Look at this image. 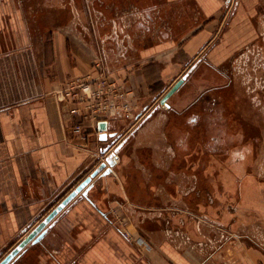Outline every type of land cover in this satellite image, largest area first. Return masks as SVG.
<instances>
[{
    "label": "crops",
    "instance_id": "0c3cea01",
    "mask_svg": "<svg viewBox=\"0 0 264 264\" xmlns=\"http://www.w3.org/2000/svg\"><path fill=\"white\" fill-rule=\"evenodd\" d=\"M260 1L0 0V258L95 168L104 145L126 138L112 173L91 179L88 196L97 207L78 193L41 240L8 264H219L216 254L229 260L233 253L239 264H264V252L245 245H229L228 253L204 247L199 196L192 193L197 201L184 208L189 193L178 173L164 171L177 156L163 154L172 146L158 134L189 131L178 124L190 103L180 88L223 67L233 46L257 28ZM197 58V71L158 107L159 95ZM97 59L132 87L135 115L144 109L147 116L132 131L127 118L107 120L105 133L116 135L105 141L87 121L88 138L81 140L71 131L78 117L53 91ZM167 115L173 118L162 119ZM184 140H171L173 148ZM221 210L207 203L202 212L215 219Z\"/></svg>",
    "mask_w": 264,
    "mask_h": 264
},
{
    "label": "flooded vegetation",
    "instance_id": "af4514ba",
    "mask_svg": "<svg viewBox=\"0 0 264 264\" xmlns=\"http://www.w3.org/2000/svg\"><path fill=\"white\" fill-rule=\"evenodd\" d=\"M259 6L264 11V0ZM254 22L257 28L230 51L223 75L220 67H213L219 77H198L193 90L183 95L190 103L181 116L191 127L181 132L185 140L178 152L184 166L195 148L192 177L197 194L204 190L211 196L208 203L217 206V196L230 201L234 197L235 202L264 214V160H259L264 152V12ZM200 60L184 73L197 71ZM188 132L193 136L190 144Z\"/></svg>",
    "mask_w": 264,
    "mask_h": 264
},
{
    "label": "rangeland",
    "instance_id": "374dc122",
    "mask_svg": "<svg viewBox=\"0 0 264 264\" xmlns=\"http://www.w3.org/2000/svg\"><path fill=\"white\" fill-rule=\"evenodd\" d=\"M220 71L222 72L220 73V75L221 74L223 75L224 66L220 68ZM210 74L214 77H219V74L215 73L212 69L210 70ZM221 82L222 81L219 80L216 83L220 84ZM182 87L180 89L181 91H183V93H185L186 91L193 90L191 83L189 84L186 82L184 86ZM162 94L163 93H161V95ZM188 102H190V100ZM152 109H154V107ZM143 110L144 109L139 110L140 116L138 114L136 117L134 116L132 118H127V120L125 119V121H123L124 123L127 124L126 128H129L131 129L130 131H132V130H135L136 127H138L141 123H143V120L145 119V116L147 113V112H144ZM172 118L173 117L170 115L162 117V119H165V120H171ZM123 122H119V123H123ZM178 124L181 126V128L184 127L187 129L191 127V125L188 124L185 116H181L180 123ZM127 134L129 133L126 132V135ZM158 134L160 136V139L165 140V142H169L168 144L172 146V147L167 146L166 148H164L163 154L164 155L166 154V156L168 155L169 157H171L173 156V153L175 152L174 154H176L177 156L173 158H168L166 160L164 171L168 172L169 174L175 173L174 175L178 173V183L182 187V190L184 191L185 194L189 193L184 196V200H185L184 208L191 209L190 206L193 203H195V201H197V197L192 196V193L197 194V190H198L197 189L198 186L196 185L195 180L192 177L193 170L191 169V166H192L191 159L193 158V155H194L193 153L195 151V148L192 153V156H188L191 159H188L186 163L184 164V166H182L180 163V158L178 157L179 155H177V152H176V150L178 149L176 148L175 150V148H173V145L175 146V143L171 142V140L175 141L177 138H181L182 133L180 132L179 134L176 135L175 133L171 131H166V132L158 133ZM191 134L192 132L191 133L188 132L187 134L189 144L192 141L191 139L193 137ZM136 151L141 152V154L143 155H147L145 154V152L147 151L146 149L144 150V149L139 148V149H136ZM261 156L262 157H260L259 160H262V159L264 160V152H263V155L261 154ZM211 157L214 158L213 156ZM216 164H214V166ZM254 171H257V169L254 168ZM174 183H175V180H172L171 184L173 186H174ZM171 184L169 183L168 187H173ZM192 188H195L196 191L195 189L193 190ZM197 195L199 196L198 203L200 204V209H198L199 212L197 213L200 219V227L198 228V230L200 231V237L203 240V245L205 248H208V250L213 249L214 251H220V249L222 250V248H224L225 251L228 253L231 251V249L226 250V248H228L229 245H231L233 248L236 246L239 247V246L245 245L249 248L257 249L259 251L264 252V219H263L264 214L262 212L254 211L248 207L246 208L245 206L237 202L238 200L235 202L234 197L231 198L233 201H230V199H228L229 197L227 198V200H225L223 196H217L216 208H221L222 210L215 212L216 217L214 219L212 217H209L206 213L202 212L203 208L206 207L208 203V199H210L211 196L205 194L204 190H201ZM223 204L224 206H222ZM219 205L221 206L219 207ZM226 205L228 206L226 207ZM184 214L187 217L185 218L186 221L191 220L189 218V214H190L189 212H184ZM224 216L227 219L226 222H223L222 218H224ZM233 254L235 255V253ZM233 254L231 256L232 258L229 260H225L223 256L216 254V259H217L216 261L219 264H239L240 259L238 257L235 258ZM258 264H260V262Z\"/></svg>",
    "mask_w": 264,
    "mask_h": 264
},
{
    "label": "built area",
    "instance_id": "2783aa9c",
    "mask_svg": "<svg viewBox=\"0 0 264 264\" xmlns=\"http://www.w3.org/2000/svg\"><path fill=\"white\" fill-rule=\"evenodd\" d=\"M53 92L66 106L69 115L78 117V121L73 122L71 131L81 140L88 138V130L85 128L87 121L92 122L89 127L95 128L100 120L136 117L137 103L132 87L118 81L101 59L93 62L92 69L62 80ZM118 141L112 144L116 145ZM104 157L100 153L98 160H103ZM117 159L118 156H115V160ZM123 230L125 235L135 240L140 250L147 249L146 242L133 228L124 227Z\"/></svg>",
    "mask_w": 264,
    "mask_h": 264
},
{
    "label": "water",
    "instance_id": "95a60500",
    "mask_svg": "<svg viewBox=\"0 0 264 264\" xmlns=\"http://www.w3.org/2000/svg\"><path fill=\"white\" fill-rule=\"evenodd\" d=\"M187 74L188 73H183L158 98V107L160 105L168 106L167 99L181 87ZM108 125L109 122L106 120H100L97 122V128L101 131L98 137L103 141H105L108 137H114L116 135V131L105 133ZM125 140L126 138L122 139L116 145H113V142L104 145L101 149V153L105 156L104 159L98 160L95 168L92 169V171H90V173L81 181H79L74 188H72L38 223H36L7 253L0 258V264H8L24 250L27 244H33L41 240V238L46 234L50 226L49 224L54 216L78 193L92 203L93 206L97 207L88 196V190L93 184L91 179L97 175L105 176L112 173V167L115 165V156H118L117 153Z\"/></svg>",
    "mask_w": 264,
    "mask_h": 264
}]
</instances>
